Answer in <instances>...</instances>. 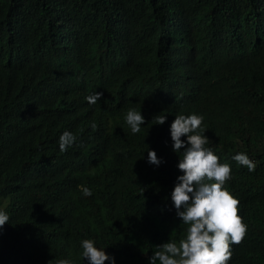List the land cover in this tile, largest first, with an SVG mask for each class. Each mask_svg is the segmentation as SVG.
Listing matches in <instances>:
<instances>
[{
	"label": "trees",
	"instance_id": "16d2710c",
	"mask_svg": "<svg viewBox=\"0 0 264 264\" xmlns=\"http://www.w3.org/2000/svg\"><path fill=\"white\" fill-rule=\"evenodd\" d=\"M130 109L146 118L136 134ZM191 113L230 164L248 225L229 264H264V0H0V264H88L82 239L148 264L155 245L185 238L169 126ZM65 130L77 142L61 152Z\"/></svg>",
	"mask_w": 264,
	"mask_h": 264
},
{
	"label": "clouds",
	"instance_id": "9594fccd",
	"mask_svg": "<svg viewBox=\"0 0 264 264\" xmlns=\"http://www.w3.org/2000/svg\"><path fill=\"white\" fill-rule=\"evenodd\" d=\"M101 96L102 93L96 91L86 100L96 104ZM167 118L166 114H157L156 124H164ZM145 119L142 112L135 109L128 110L125 115V122L133 134L141 131ZM203 121L202 114H180L169 126L172 151L180 154L176 167L181 172L174 182L170 200L176 216L187 225L186 237L178 243L168 240L155 245L148 264H229L232 246L246 235L248 225L238 214L239 200L226 187L234 173L230 164L221 162L207 146L209 138L205 135ZM91 127H96L94 122ZM76 142L77 136L65 130L58 139L59 150L65 152ZM231 159L239 166H246L250 172L256 167L246 152H237ZM147 162L159 167L165 161L148 147ZM81 195L90 197L93 190L81 186ZM6 223H10V216L0 210V229ZM80 246L83 249L81 255L88 264H104L105 261L116 264L115 256L107 253L105 247H98L95 240L82 239ZM56 264H74V261L63 258Z\"/></svg>",
	"mask_w": 264,
	"mask_h": 264
}]
</instances>
